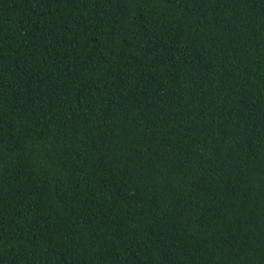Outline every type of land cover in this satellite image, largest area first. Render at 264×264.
<instances>
[{
    "label": "trees",
    "instance_id": "16d2710c",
    "mask_svg": "<svg viewBox=\"0 0 264 264\" xmlns=\"http://www.w3.org/2000/svg\"><path fill=\"white\" fill-rule=\"evenodd\" d=\"M0 264H264V0H0Z\"/></svg>",
    "mask_w": 264,
    "mask_h": 264
}]
</instances>
